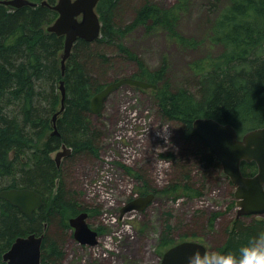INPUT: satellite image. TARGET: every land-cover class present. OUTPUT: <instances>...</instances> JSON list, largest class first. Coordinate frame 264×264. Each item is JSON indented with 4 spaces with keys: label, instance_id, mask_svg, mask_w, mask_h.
<instances>
[{
    "label": "trees",
    "instance_id": "16d2710c",
    "mask_svg": "<svg viewBox=\"0 0 264 264\" xmlns=\"http://www.w3.org/2000/svg\"><path fill=\"white\" fill-rule=\"evenodd\" d=\"M31 1L40 5L14 9L0 4V192L17 187L40 193L41 188L52 190L56 172L62 170L52 158L60 145L73 150L66 159L68 162L98 156L101 135L92 123V99L112 83L108 78L99 81L96 68L108 71L114 64L112 57L100 52L99 47L118 43L124 28L116 19L132 0H100L97 12L103 37L93 43L79 40L75 44L65 76L64 37L47 31L57 19V13L41 5L43 2L55 5L58 0ZM175 1L174 6L165 8L153 0H141L133 8L128 32L139 26L150 34L164 31L183 49H199L203 41L187 38L179 29V21L190 10L193 0ZM210 1L217 10L223 0ZM207 40L221 51L190 65L196 77L194 90L172 87L166 77V65L151 72L136 55L120 46L122 53L128 55L126 60L136 61L140 66L132 78L158 87L148 91L153 94L161 117L177 125L185 148L181 160L174 165L177 177L165 187L152 189L141 174L137 175L144 182L141 195L150 194L152 189L153 194L173 201L193 200L210 190L218 173L229 179L208 144L194 130L195 120L211 118L232 125L240 136L264 127V0H226ZM62 81L67 98L65 110L58 117L60 137H57L52 136V122L62 107ZM12 106H19L18 115L11 110ZM35 150L41 152L34 156L29 169L25 155ZM242 172L247 177L255 175V163H242ZM83 212L89 214V209L62 180L56 198L48 204L44 201V207L33 219L0 199V264L18 237L45 232L42 262L61 264L65 231L71 229L68 214L75 216ZM215 220L216 216L212 225ZM199 221L194 218L193 223ZM262 231L264 217L237 218L233 227L226 230L223 252L237 250ZM173 233L167 219L162 235L164 245H168ZM197 236L194 234V238Z\"/></svg>",
    "mask_w": 264,
    "mask_h": 264
},
{
    "label": "rangeland",
    "instance_id": "374dc122",
    "mask_svg": "<svg viewBox=\"0 0 264 264\" xmlns=\"http://www.w3.org/2000/svg\"><path fill=\"white\" fill-rule=\"evenodd\" d=\"M140 1H128L117 17L116 22L124 28L123 34L118 36V43L99 47L100 52L112 57L114 64L108 71L97 67L98 80L108 78L109 83H114L132 78L139 71L136 61L126 60L128 55L120 49L124 46L151 72L166 65V77L172 87L194 90L196 77L190 65L221 51L211 45L207 36L226 0L217 10L210 0H193L190 10L181 17L180 32L187 38L203 41L199 49H183L164 31L150 34L139 26L128 32L133 8ZM153 1L165 8L176 3L175 0ZM102 37L103 34L98 40ZM18 109L19 106L11 107L17 115ZM91 118L101 135L98 156L79 157L72 162L63 158L62 170L55 175L54 188H41L48 204L56 198L60 182L64 181L69 190L76 192L77 200L89 209L87 223L99 234V243L87 246L76 240L72 228L65 231L61 264H162L167 250L188 241L201 243L208 251L223 252L226 230L233 227L239 209L234 195L235 186L220 173L201 198L173 201L154 193L146 210L127 213L122 218V208L144 192V182L137 175L141 174L152 189L165 187L177 177L174 165L181 160V152L185 150L177 125L161 117L153 94L130 85L122 86L110 95L103 111L92 114ZM61 148L62 145L52 158L55 159ZM40 152L35 150L25 155L29 169L32 159ZM152 189L150 193H153ZM76 216L68 214L69 224L70 219ZM194 218L200 221L195 224ZM167 219L174 233L168 245H164L162 235ZM194 234H198V238H194ZM2 263L7 264L3 259ZM41 264L45 263L41 260Z\"/></svg>",
    "mask_w": 264,
    "mask_h": 264
},
{
    "label": "water",
    "instance_id": "95a60500",
    "mask_svg": "<svg viewBox=\"0 0 264 264\" xmlns=\"http://www.w3.org/2000/svg\"><path fill=\"white\" fill-rule=\"evenodd\" d=\"M100 0H58L50 8L58 14L56 22L48 28L49 32L64 37V53L62 55V70L65 74L66 61L72 53L73 46L78 39L95 42L102 34V22L96 12ZM0 4L14 8L23 6L38 7V3L30 0H0ZM43 6L48 5L46 2ZM130 85L142 90L158 87L146 81L133 78L120 80L108 85L92 99V112L99 114L110 95L118 88ZM62 110L66 99L64 82L61 83ZM55 116L54 120L56 119ZM194 130L205 140L218 161L223 173L235 186L238 218L250 216H264V127L249 131L242 139L232 125L221 124L211 118L197 119L193 124ZM63 152L58 154L57 163L63 157L69 156L71 150L63 146ZM242 163H255L257 173L247 177L242 172ZM0 198L7 200L17 207L28 219H33L34 213L42 208L44 198L33 190H5ZM154 194L140 197L129 202L121 210L122 218L134 211L143 212L153 200ZM88 214L81 213L70 220V227L74 230L76 240L87 246L98 244V232L92 230L88 223ZM45 234H30L18 237L11 249L3 255L7 264H41L42 246ZM207 250L206 246L198 242H182L169 250L163 256L162 264H186V257L194 249ZM208 251V250H207Z\"/></svg>",
    "mask_w": 264,
    "mask_h": 264
},
{
    "label": "clouds",
    "instance_id": "9594fccd",
    "mask_svg": "<svg viewBox=\"0 0 264 264\" xmlns=\"http://www.w3.org/2000/svg\"><path fill=\"white\" fill-rule=\"evenodd\" d=\"M186 264H264V231L234 251H202L196 248L186 257Z\"/></svg>",
    "mask_w": 264,
    "mask_h": 264
},
{
    "label": "bare ground",
    "instance_id": "6f19581e",
    "mask_svg": "<svg viewBox=\"0 0 264 264\" xmlns=\"http://www.w3.org/2000/svg\"><path fill=\"white\" fill-rule=\"evenodd\" d=\"M31 1V0H30ZM33 2V1H32ZM36 3V2H35ZM47 3V2H46ZM39 4V3H38ZM48 4V3H47ZM40 5V4H39ZM38 5V6H39ZM42 5V4H41ZM50 4H48V5H45V6H48L49 8H50V6H49ZM43 6V5H42ZM8 7H10V6H8ZM24 7H30V6H23V7H21V8H24ZM11 8H14V7H11ZM21 8H19V9H21ZM14 9H17V8H14ZM51 9V8H50ZM96 12H97V9H96ZM98 13V12H97ZM99 15V14H98ZM100 17V16H99ZM57 20V19H56ZM56 20L50 25V26H52L55 22H56ZM100 21H101V19H100ZM49 26V27H50ZM48 27V28H49ZM48 28H47V31H48ZM49 32V31H48ZM50 33H52V32H50ZM57 35V34H56ZM79 40H82V39H78L76 42H75V44L79 41ZM83 41H85V40H83ZM87 42V41H86ZM89 43H91V42H89ZM75 44H74V46H75ZM74 46H73V49H74ZM73 49H72V53H73ZM72 53H71V55H72ZM71 57V56H70ZM70 57H69V59H70ZM68 59V60H69ZM68 60L66 61V68H65V74H63V76H65L66 75V69H67V62H68ZM62 72H63V70H62ZM120 81V80H119ZM62 82H64V87H65V89H66V85H65V81H62ZM61 82V83H62ZM118 82V81H117ZM115 83V82H114ZM104 90V89H103ZM60 91H61V94H62V90H61V85H60ZM114 93V92H113ZM66 98H67V89H66ZM65 101H66V99H65ZM65 101H64V109L62 110V107H63V104H62V107H61V110L56 114L57 115V117H56V119L54 120V118H55V116H54V118H53V122H52V124H53V127H54V133H53V135H56V136H58L59 135V132H58V127H57V121H58V117H59V115H61L63 112H64V110H65ZM106 104V103H105ZM105 106V105H104ZM103 109H104V107H103ZM103 109H102V111H103ZM101 111V112H102ZM100 112V113H101ZM196 121V120H195ZM194 121V122H195ZM194 122H193V124H194ZM63 146H66V148L67 149H69V150H71V154L69 155V156H71L72 155V152H73V150H72V148H70V147H68L67 145H63ZM64 150L62 149V151L61 152H63ZM60 152V153H61ZM59 154V153H58ZM69 156H66V157H63V158H67V157H69ZM57 157H58V155H57ZM62 158V159H63ZM56 162H57V158H56ZM57 166H58V168L59 167H61V162H60V165H58V163H57ZM9 190H12V189H9ZM19 190H23V189H19ZM27 190H31V189H27ZM3 191H5V190H3ZM3 191H1V192H3ZM34 191V190H33ZM1 192H0V194H1ZM36 192V191H35ZM38 193V192H37ZM40 194V193H39ZM41 195V194H40ZM148 195H150V194H148ZM148 195H146V196H148ZM43 196V195H42ZM44 198V197H43ZM1 199V198H0ZM1 200H4V199H1ZM5 201H7V200H5ZM8 202V201H7ZM10 203V202H9ZM11 204V203H10ZM12 205V204H11ZM13 206V205H12ZM43 206H44V203H43ZM43 206H42V208H43ZM15 207V206H14ZM17 208V207H16ZM41 208V209H42ZM40 210V209H39ZM38 210V211H39ZM21 212V211H20ZM37 212V211H36ZM22 213V212H21ZM83 213H86V212H83ZM23 214V213H22ZM88 214V213H87ZM25 215V214H24ZM80 215V214H79ZM26 216V215H25ZM78 216V215H77ZM88 217H89V214H88ZM71 220V219H70ZM28 236V235H27ZM14 244V243H13Z\"/></svg>",
    "mask_w": 264,
    "mask_h": 264
},
{
    "label": "flooded vegetation",
    "instance_id": "af4514ba",
    "mask_svg": "<svg viewBox=\"0 0 264 264\" xmlns=\"http://www.w3.org/2000/svg\"><path fill=\"white\" fill-rule=\"evenodd\" d=\"M59 132V131H58ZM53 133H54V127H53V132H52V136H56V135H53ZM57 137H60V132H59V135L57 136ZM65 145V144H64ZM63 146V145H62ZM62 151V148H61V150L58 152V153H60ZM58 153L56 154V157H55V159H54V161H55V163H56V165H57V162H56V158H57V155H58ZM53 155V154H52ZM68 158V157H67ZM58 167V166H57ZM10 189H30V188H25V187H17V188H10ZM4 190H9V189H4ZM31 190H34V189H31ZM3 191V190H2ZM34 191H36V190H34ZM36 192H38V191H36ZM38 193H40V192H38ZM41 194V193H40ZM150 194H152V193H150ZM42 195V194H41ZM144 196H146V195H141L140 197H144ZM44 197V196H43ZM44 207V206H43ZM41 210V209H40ZM38 212V211H37ZM36 213V212H35ZM34 213V214H35ZM255 217V216H254ZM73 230V229H72Z\"/></svg>",
    "mask_w": 264,
    "mask_h": 264
}]
</instances>
